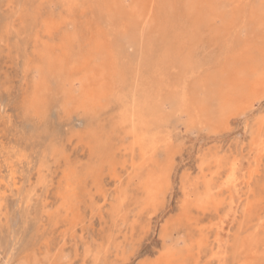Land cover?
I'll list each match as a JSON object with an SVG mask.
<instances>
[{"label": "rangeland", "instance_id": "374dc122", "mask_svg": "<svg viewBox=\"0 0 264 264\" xmlns=\"http://www.w3.org/2000/svg\"><path fill=\"white\" fill-rule=\"evenodd\" d=\"M245 1H248V4L253 2ZM258 4L260 5L255 0L252 5L258 7ZM244 11L239 14L236 12L229 18L238 19L235 30L233 28L235 33L233 45L239 51L243 46L240 42L248 40L249 26L253 25L249 8H245ZM103 14L100 7L96 6L95 0H78L73 7L70 6L69 0H52V2L51 0H0V196L2 199L0 264H19L17 262L32 246L37 247L39 251L42 250L41 248L46 250L47 247L50 253L53 251V255H49L51 258H57L60 252H63L62 264H152L165 242L176 249H187L198 234L182 219L181 205L185 203V191L194 188V181L202 173L203 161L205 158L212 159L214 155L224 160L237 157L240 159L243 172L251 171L252 167H255L253 168L255 176L250 181L251 187L249 184V188H245L250 194L244 195L246 203L243 202L238 220L227 237L230 240L228 245L232 253L231 246L234 245L237 236L238 239L249 237L254 231L253 229L246 232L249 221L258 212L261 214L264 212L262 203L264 202V155L256 161L257 151L253 150L255 141L259 138L256 135L257 128L264 118V96L254 100V107L248 108L247 112L237 111L229 117L228 122L221 121L214 125L215 127H212L215 123L207 127L190 121L184 113L174 111L176 109L172 107L169 99L161 100V97H157L154 93L156 82L161 81L164 76L157 74L158 79H156L153 76L154 72L152 73L149 67L143 66L138 79L136 70L140 65L135 59L137 57L135 47L118 44L121 32L112 30L111 26L105 23ZM183 20L180 19L179 22ZM247 20L249 22L251 20L250 24ZM91 22L92 27L95 26L93 30L102 31L109 40L110 47L113 49L116 47L114 58L125 71L126 85L120 89L117 84L116 97L106 102V107L88 113L74 105L63 108L65 106L62 102L65 99L60 89L63 82L59 85L56 80L48 79V89L41 96L40 110H44L42 115L25 111L31 110L27 107V100H30V94L34 90L33 69L36 63L41 61L42 56L40 46L35 45L37 41L39 40L41 44L50 38L52 42L59 43L63 38H74L75 52L84 53L86 48L83 45L88 42L85 35L89 34L87 30L90 27L87 23ZM48 24L56 25L52 35L45 32ZM178 32L183 34L182 31ZM210 32H205L199 38L203 46L196 51L198 57L202 55L200 53L221 52L219 48L224 46L218 44L220 41L215 40V35L209 38ZM123 46L126 52L119 54L118 51ZM125 54L127 57L123 58ZM209 65L211 68L213 64ZM207 68L210 70L209 67ZM171 69L172 77L165 76L164 79L168 77L169 81H177V83L181 79L182 82L192 83L194 77L200 76L204 71L202 69L199 75L196 73L192 76L186 75L188 72L183 74L177 67ZM136 84L139 87L134 90ZM128 89L135 93L136 98H132L134 102H139V97L145 95V90L151 92L150 98L144 97L142 100L149 104L147 110H157L151 116L154 123L148 134L151 135L150 137L161 138L163 142L165 139H171L172 142L170 146L160 143V148L157 147L154 151V154L158 155L152 154L154 162L151 165L154 163L159 165L160 162L161 165H169L171 170H169L171 184L167 183L165 196L155 205L146 206L143 202L144 195L140 186L146 169L138 171L136 163L138 159L137 162L142 164L141 149L138 148L139 146H136L138 149L135 147L131 149L132 152L135 151L133 157L128 149L134 145V137L128 132L129 125L122 121V97H117V94ZM130 103H127L125 110L133 109V104ZM160 117L161 120L158 119ZM152 132L154 134H151ZM100 142L112 146L114 152H118L113 168H110L108 162H103L101 155L105 148L101 147ZM128 152L131 154L129 155ZM167 152L168 154H165ZM132 161L136 163L135 166H132ZM99 165L96 172L91 169ZM69 173L78 174L79 185L87 186V190L85 189L81 196L79 218L75 226L66 221L62 214L57 216L62 202L59 189L65 186V176ZM93 173H98L97 177ZM219 181L221 182V179ZM124 192H128L127 210H122L118 204V198L123 196ZM230 193L238 198L234 189L233 192H228L226 197H230ZM257 201L262 203L261 207L259 203H255ZM223 210L218 216L208 212L205 217L203 216L202 222L209 225L225 219L226 223L230 224V220L225 216L227 209ZM124 213H126L125 219L121 217ZM210 218L214 222L209 221ZM207 231L211 236L210 240H213L217 230ZM201 254V264H218L210 256L209 248ZM263 257L259 260L260 264H264ZM54 263L55 261H52L49 264ZM227 263L235 264L236 260L229 256Z\"/></svg>", "mask_w": 264, "mask_h": 264}, {"label": "bare ground", "instance_id": "6f19581e", "mask_svg": "<svg viewBox=\"0 0 264 264\" xmlns=\"http://www.w3.org/2000/svg\"><path fill=\"white\" fill-rule=\"evenodd\" d=\"M77 1L69 0L70 6L73 7ZM252 1L254 2L255 0ZM257 1L260 3L258 7L253 6V2L252 4L250 2L248 4V1L246 2L245 0H95L96 6L98 5L104 13L105 23L111 26L112 30L117 33L121 32L120 42L118 44H128L130 47H135V51L137 52L135 59L140 65V67L138 66L139 69L137 68L138 70H136L137 77L142 71L141 67L143 66L149 67L150 71L152 73L154 72L153 76L156 79H158L157 74H159L158 76L169 77L172 67H177L183 74L188 72L186 75L192 76L196 73L199 75V71H203L202 69H204L200 73V76L194 77L192 83L182 82V79L177 83V81H169L170 78L168 77L165 79L163 77L161 81L156 82L154 93L157 97H161V100L162 98L169 99L172 107L176 109L174 111H180L184 115H187L190 121L204 124L207 127L215 123L212 125L213 127L217 123L225 120L228 122L229 117L237 111L241 113L247 112L248 108L251 109L254 107V100L261 99L264 96V0ZM245 8H249L253 25L249 26L248 40L240 42V45L242 46L243 44V46L239 51L233 45L235 43L234 30L238 24V19L234 17L233 19L229 18L235 15L236 12L239 14V12L244 11ZM92 13L94 12L92 11ZM47 18L49 19V17ZM241 18L243 19V17ZM241 18L239 21H241ZM180 19L184 20L179 22ZM218 20L222 23L218 22ZM91 24L92 22L87 23L90 26H87L89 27L87 32L91 35L88 33L89 36L85 35L87 36L88 42L83 45L86 48L84 53L80 51L75 52L74 38H63L59 43L52 42V39L49 38L41 44L38 42L39 38L37 39L38 41L35 45L40 46L39 49H41L40 53L42 56L41 61H36L37 63L33 69L34 90L30 94V100H27V107L31 110L25 111H30L38 116L42 115L44 110H40L41 96L48 89V79L49 81H52V79L56 80L59 85L63 82L62 86H59L65 99L62 102V105L64 104L65 106L63 108L66 109L74 105L76 108L87 111L88 113H94L97 109L106 107L107 105L105 103L116 97L115 91L117 84H119L120 89L126 85L125 71L120 68L117 59L114 58V52L115 50L117 51L116 47H114L115 50L111 48L106 35L100 30V32H95L93 30L95 26L92 27ZM79 26L81 27V25ZM55 29L56 25L48 24L45 32L48 35H52ZM178 31H182L183 34H179ZM208 31H211L209 38H213L215 35V40L220 41L218 44L220 45L221 43L224 46L219 48L221 52L219 51L216 54L212 52V54L200 53L202 55L198 57V52L196 51L201 48L200 46H203L199 38ZM236 31L239 32L237 29ZM73 37L76 36L73 35ZM125 49L123 46L118 53H124ZM126 57L127 55L125 54L123 58ZM209 64H213L212 67L214 68L211 69L212 67L210 68ZM76 84H78L77 88L75 87ZM138 87L139 85L133 88L137 90ZM144 94L143 97L140 95L142 97H139L140 100L136 99L139 102H134L133 99L136 98L135 93L132 90L129 91V89L126 92H120L117 94V97H122V121L129 125L130 130L128 132L134 137V145L131 143L133 146L128 147V149H130L132 157L135 151L132 152L131 149L134 147L137 148L136 146H139L138 148L141 149L139 151L140 153L142 152V164L140 165V162H137L138 159L136 163L138 165V171L146 169V174L142 177L140 188L143 190V202L146 206H149L161 201L162 197L166 194L165 186L170 180V166L161 165L160 162L159 165H154L155 163L151 165L154 162L152 154L160 146V143L161 145L166 144L170 146L172 142L170 141L171 139H165L163 142L161 138L149 136L148 131L154 123L151 116L157 110H147L149 104L142 100H144V97L148 99L152 95L151 92L146 90ZM131 99L133 101L130 103ZM128 102L133 104L132 110H125ZM64 113H66L65 110ZM158 119L161 120V117ZM256 133L259 138L255 141L253 150L257 151V161L264 155V118L259 124ZM151 134L154 133L152 132ZM100 145L105 148L103 155H101L103 162H108L110 168H113L118 152L115 153L113 147L104 144V142H100ZM167 151L169 152V150ZM168 152L165 154H168ZM219 157L214 155L212 159L205 158L201 166V175H198L197 180L194 181V188L185 191V203L181 205L183 206V222L189 227H192L198 236L194 239L192 238V243L187 249H176L170 247L168 242H165L162 250L159 252L160 254L152 264H201V253L207 248L210 250V256L218 264H226L229 256H232L236 260L235 264H260L259 260L264 255V234L262 235L264 232V212L263 214L258 212L249 221L246 232L254 229L253 233L249 234V237L238 239L237 236L234 245H232L233 248L231 246L232 253L228 245L230 240L227 239L235 222L238 220L243 202L246 203L244 201L245 198H243L244 195L249 196L248 194H250L245 188H249L250 181L255 176V169H253L255 167H252L251 171L246 170L243 172L240 159L237 157L233 156L234 158L226 160ZM136 163H133L132 166H135ZM252 165L254 166L253 163ZM99 167L100 165L93 166L91 169L96 172ZM98 173L93 174L97 177ZM77 176L78 174L76 175L75 173L66 174L65 186L59 189L62 202L60 201L61 207H59L57 216L62 214L66 221L74 224L73 226L78 222L81 196L84 194L85 189L87 190V186L83 184L79 185ZM220 179L221 182L219 181ZM233 189L237 192L238 198L234 197L231 193L230 197H226V194L231 191L233 192ZM127 193L124 192L123 196L121 195L118 198V204L122 210H127ZM1 202L2 199L0 196V215L2 210ZM262 203L264 204V202ZM262 203H259V206ZM224 208L227 209L225 216L230 220V224L226 223L225 219L222 222L213 223L212 218L209 221L212 220L213 222L211 223L213 224L205 225L202 222L204 220L203 216L205 217L208 212L218 216ZM117 215L119 216L120 213ZM125 216L126 213L121 215L123 219H125ZM209 229L217 230L213 240H210L211 236L208 235L209 231L207 230ZM169 238L166 239L168 240ZM176 239L178 241V236ZM174 243L176 245V242ZM36 248L32 246L29 251L27 250L23 254L17 263L49 264L55 261L54 264H62L61 261L64 259L63 252H60L59 257L51 258L49 255H53V251L50 253L47 247L46 250L41 248V251ZM88 250L86 251L90 252Z\"/></svg>", "mask_w": 264, "mask_h": 264}]
</instances>
